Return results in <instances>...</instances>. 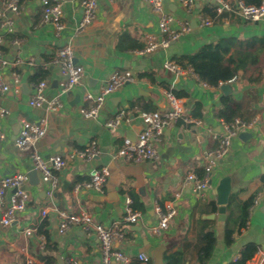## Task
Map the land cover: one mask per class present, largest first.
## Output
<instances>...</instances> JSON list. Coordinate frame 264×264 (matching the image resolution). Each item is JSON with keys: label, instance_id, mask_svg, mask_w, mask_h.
<instances>
[{"label": "crops", "instance_id": "0c3cea01", "mask_svg": "<svg viewBox=\"0 0 264 264\" xmlns=\"http://www.w3.org/2000/svg\"><path fill=\"white\" fill-rule=\"evenodd\" d=\"M63 1L65 27L59 39L54 37L49 25H40L39 0L19 3L20 12L15 16L9 14L14 19L13 33L0 31V52L7 62L6 66H0L4 81L10 82L12 72H16L21 81L19 94H0V106L9 111V115L0 120L5 134V139L0 142V178L25 174L24 189L28 196L27 207L18 219L7 228L0 224V264H25L27 257L43 264L45 259H54L50 264H58V260L64 264L66 258L78 264H100L98 243L92 233L87 234L79 226H74L65 235L57 233L58 211L86 212L92 217L93 224L106 228L116 225L123 238L114 243V248L129 258V264H142L135 259L139 253L149 258L147 264H163L164 254L175 252L184 240L194 239L203 222L212 224L215 235V245L206 264H228L237 259L241 249L248 244L256 245L258 251L247 264H264V80L257 85L239 80L230 84L228 95L241 104V119L257 117V131L248 133L250 138L235 139L229 154L212 167L210 188L196 192L192 183L185 182V177L203 174L204 154L218 146L209 130L219 133V120L215 114L223 94L219 88L198 82L192 71L176 76L164 68L166 61L178 64L180 58L219 39H260L264 37V19L251 22L236 13L226 12L224 17L213 19L211 26L200 27L197 16L206 15L205 10L213 5L212 0H194L192 15L186 14L176 0H162V10L177 20L188 21L189 32L166 48L140 54L145 36L157 33V19L144 0H97L96 19L80 34L74 31L80 17L78 4L73 0ZM1 3L2 0L0 7ZM17 41L20 43L16 44ZM65 44L72 48L74 63L83 68L79 84L61 98L63 107L57 113L30 107L28 101L32 86L36 84L35 75L47 73L41 78L47 84V99L57 94L59 84L65 80L58 67L51 64ZM29 59L33 60L31 65L27 64ZM112 72H131L136 81L108 96L94 119L82 118L78 114L84 104L82 96L95 93ZM166 91L184 94L179 98L183 116L199 120L201 124L179 121L168 127L158 144L159 159L156 161L132 163L113 159L112 154L125 139L133 141L137 137L142 128V112L169 109L164 97ZM196 106L199 107V119L191 115ZM122 110L124 121L115 128H107L105 122ZM20 119L44 120L45 134L30 151H18L13 144ZM91 146L98 152L91 160L69 158L74 150ZM31 151L45 158L59 155L66 160L65 168L55 173L59 186L54 192L56 196L51 199L41 194L46 185L39 172L36 171L38 185L30 183L29 175L35 171L30 160ZM102 168L108 170V177L101 192L74 191V186L89 181L91 174ZM222 177L230 178L231 204L229 210L226 205L224 218L219 220L214 187ZM63 183H67L66 191L61 190ZM12 193L13 190L7 191L5 199ZM130 194L135 196L139 210L132 208ZM257 194L260 197L255 207L249 208L245 228L234 233L232 244L227 246L224 243L226 220L237 212L239 202L250 197L254 200ZM155 202L170 204L176 210L168 228L158 235L151 231L157 223ZM128 210L139 213L136 223L125 221ZM42 211H45L44 216ZM209 215L214 218H206ZM42 221L46 222L43 230L48 239L43 248H39L36 229ZM26 230L30 234H25ZM186 252L190 261L185 264H196L195 250L187 248Z\"/></svg>", "mask_w": 264, "mask_h": 264}, {"label": "built area", "instance_id": "2783aa9c", "mask_svg": "<svg viewBox=\"0 0 264 264\" xmlns=\"http://www.w3.org/2000/svg\"><path fill=\"white\" fill-rule=\"evenodd\" d=\"M78 4L80 9V17L75 28V34H80L96 19L98 10L97 0H73ZM112 1V0H107ZM146 5L157 19V33L147 34L145 36L144 47L138 53H152L160 48H166L171 43L179 40L183 35L189 32V22L177 20L173 15L167 14L162 10V0H144ZM183 8L186 14H194V0H176ZM216 16L224 12L236 13L244 20L258 22L264 19V2L259 6H251L244 4L241 0H212ZM41 6L40 25H49L52 29L55 38L61 37L64 30L63 0H39ZM20 12L19 0H2L0 7V31L2 33L11 34L14 31V19ZM11 14V15H9ZM197 23L200 27H209L213 23V18L208 15L200 14L197 16ZM17 41L16 44H19ZM73 51L69 44L63 45L57 52L55 59L51 64L58 67L59 72L65 77V80L59 84L57 94L51 98L46 97L47 84L41 80L32 86V93L28 101V105L32 108H45L47 112L57 113L62 107L61 98L71 92L77 86L82 78L83 68L73 61ZM32 59H29L27 64L31 65ZM7 62L0 52V66H6ZM164 68L167 72L176 76L183 75L190 69H184L180 65L172 61H166ZM195 76V75H194ZM136 81L135 76L131 72H112L107 79L98 87L95 93H84L82 101L84 104L78 109V114L84 119H94L104 102L114 92L121 89L125 85L132 84ZM236 81L232 78L227 83L233 84ZM223 85V84H221ZM21 91L20 77L16 72L11 73V80L6 83L0 69V94L12 92L19 94ZM164 97L168 102L169 109L163 112L147 111L140 114L142 128L137 137L132 141L125 139L122 145L112 154V158L120 162L140 163L143 161H156L159 159L158 144L161 141L163 132L172 124L182 121L185 124L200 125L199 120L190 117H184L181 99L177 98L170 91L164 92ZM9 115V111L0 106V120ZM124 111H119L111 119L105 122L107 128H115L124 121ZM258 118L253 117L249 120L234 118L232 122H224L219 120V133L212 134V137L217 140L218 146L206 152L203 156L205 165L203 167V176L198 178L193 174H188L185 177L186 183L193 184V190L201 192L210 188V175L212 167L218 160H223L232 147L235 139L241 133H252L257 131ZM45 134L44 120L39 122L19 120V129L14 139V147L18 151H30L35 142L41 139ZM5 139L4 131L0 127V142ZM98 154L94 146L85 150H74L69 158H76L83 161H88ZM30 160L35 171L41 174V180L46 185L44 194L51 199L54 192L58 189V177L56 172L61 171L66 166V160L59 155L43 157L41 154L31 151ZM108 177V170L102 168L94 171L89 181L81 185L74 186V191L79 189L92 190L101 192L102 184ZM27 182L25 174H14L0 178V224L3 228L11 226L23 213L28 204V196L24 189ZM10 197L6 200L5 194L9 190H14ZM260 194L254 198L251 209L255 207ZM129 203V200H127ZM154 213L157 217V223L151 227L154 234H159L166 230L169 226V221L175 216V208L168 205H160L154 203ZM45 211H42V216ZM57 233L59 235L67 234L74 226L83 228L87 234H93L98 243L100 254V264H111L117 262L121 264H129V258L114 248V243L122 240L123 235L114 225L112 228H106L99 224H93L92 217L86 212L68 213L66 211L57 212ZM139 218V213L132 210L127 211L125 221L134 224ZM25 234H30L29 230ZM39 248H43L45 237L37 236ZM135 259L142 264H147L149 258L142 253L136 254ZM25 264H43L33 257H27ZM64 264H78L71 258H66Z\"/></svg>", "mask_w": 264, "mask_h": 264}, {"label": "trees", "instance_id": "16d2710c", "mask_svg": "<svg viewBox=\"0 0 264 264\" xmlns=\"http://www.w3.org/2000/svg\"><path fill=\"white\" fill-rule=\"evenodd\" d=\"M246 5L259 6L264 0H241ZM24 0H19L23 3ZM206 15L213 19H220L226 15V12L216 16L214 6H208L205 10ZM178 64L184 69H190L197 77L198 82L203 85L218 89L221 84L227 83L232 78L245 82L248 85H257L264 80V37L244 41H235L233 38L219 39L214 43H208L197 49L189 56L180 58ZM47 75L46 72H40L35 75L34 82L37 83L41 78ZM147 78L151 80L150 76ZM177 98L184 94L173 92ZM242 106L230 95H221L216 109L215 117L224 122H232L234 118L243 116ZM199 107L192 109L191 115L199 119ZM203 174L199 175L201 178ZM132 208L139 210L135 205L136 198L130 194ZM253 197L237 204V212L228 218L224 226V243L229 246L232 244L231 236L245 228L248 211L251 207ZM231 198L228 201L229 210ZM46 222L42 221L36 229V234L43 235L48 239V234L43 230ZM212 224L203 222L200 232L192 240H184L183 245L175 252H166L163 256V264H185L190 261L186 252L187 248L195 250L196 264H206L215 245V235ZM258 248L254 244L244 246L239 252L238 258L228 264H247L257 253ZM45 259L44 257L42 260ZM54 259H45L44 264H50Z\"/></svg>", "mask_w": 264, "mask_h": 264}, {"label": "water", "instance_id": "95a60500", "mask_svg": "<svg viewBox=\"0 0 264 264\" xmlns=\"http://www.w3.org/2000/svg\"><path fill=\"white\" fill-rule=\"evenodd\" d=\"M219 89L223 95H228L231 92V86L229 84H223L219 87ZM262 99L264 100V95L262 96ZM250 137H251V134H248V133H241L239 135L240 139H245V138H250ZM29 177H30V180H32V182H30L31 184L35 186L38 185L39 182L36 177V171L31 172ZM66 189H67V183H63L61 190L66 191ZM13 191H15V189ZM230 191H231L230 178L229 177L219 178V180L217 181L214 187V195L216 197V205L218 206V214H219L218 219L219 220L224 218L225 207L228 204ZM41 194L44 195V191H42ZM53 196L55 197L56 194H53ZM206 218L213 219L214 215L206 216ZM58 264H63V263L60 260H58Z\"/></svg>", "mask_w": 264, "mask_h": 264}]
</instances>
